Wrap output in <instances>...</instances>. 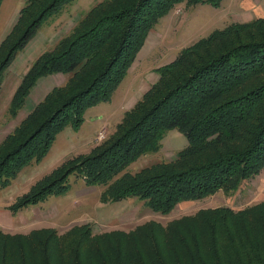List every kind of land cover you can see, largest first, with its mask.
I'll list each match as a JSON object with an SVG mask.
<instances>
[{"label": "trees", "instance_id": "obj_1", "mask_svg": "<svg viewBox=\"0 0 264 264\" xmlns=\"http://www.w3.org/2000/svg\"><path fill=\"white\" fill-rule=\"evenodd\" d=\"M3 0H0V5ZM74 0H26L0 43V84L40 26ZM222 0H104L29 66L6 115L16 119L38 80L67 76L0 142V190L39 163L56 136L77 128L84 112L109 102L149 32L178 4L220 7ZM158 80L89 156L69 159L9 206L20 210L68 190L71 174L105 186L101 200L137 198L155 213L217 191L231 193L264 170V18L232 23L183 48L159 67ZM186 139L174 161L135 173L130 165L162 147L166 133ZM0 264H264V200L234 211L199 210L165 227L148 222L125 233L95 235L89 224L62 235L0 232Z\"/></svg>", "mask_w": 264, "mask_h": 264}, {"label": "rangeland", "instance_id": "obj_2", "mask_svg": "<svg viewBox=\"0 0 264 264\" xmlns=\"http://www.w3.org/2000/svg\"><path fill=\"white\" fill-rule=\"evenodd\" d=\"M102 1L104 0H74L66 4L59 14L44 22L36 33L46 35L48 39L44 51L53 48L66 37L78 21ZM25 2L26 0L1 2L0 43L15 25ZM258 18H264V0H222L218 8L207 4L192 7L186 3L175 6L149 32L130 72L119 83L109 102L88 108L83 114V122L77 128L67 126L56 136L39 163L24 167L7 188L0 190V232L14 237L27 236L40 229H52L60 236L74 226L89 224L95 235L112 231L129 233L151 221L165 227L173 220L194 215L202 209L229 207L238 211L263 201L264 170L258 176L244 181L235 192L225 193L220 190L201 200L179 203L167 215L153 212L144 201L137 198L104 202L101 197L105 186H86L79 174H71L65 193L48 196L43 202L30 205L15 215L9 210V206L17 198L27 194L32 186L67 160L89 156L94 147L114 132L124 113L158 80L156 70L172 62L183 48L214 30ZM66 78L67 76H63L64 82ZM3 82L0 84V142L32 108L36 93L41 89L39 83H43L44 79H40L30 91L16 119H10L5 113L8 94L6 88H2ZM100 131L104 137L98 139ZM161 142L162 147L158 152L141 157L125 172L135 173L155 163L174 161L177 153L186 146L185 137L176 130L167 132Z\"/></svg>", "mask_w": 264, "mask_h": 264}, {"label": "crops", "instance_id": "obj_3", "mask_svg": "<svg viewBox=\"0 0 264 264\" xmlns=\"http://www.w3.org/2000/svg\"><path fill=\"white\" fill-rule=\"evenodd\" d=\"M48 39L46 35L38 34L35 35L24 47V49L19 52L14 60L11 62V64L8 66L4 73V77L2 80V88H6L7 94H8V101L6 100V107L16 89L18 84L20 83V80L22 76L26 73L31 63H33L39 56L42 54V52L45 50L47 46ZM24 52V53H23ZM23 53L22 57L21 54ZM25 54V55H24ZM130 70V69H129ZM130 72V71H129ZM129 74V73H128ZM44 79V82H40V79L38 80L37 84L39 83V86L41 84V89L37 91L36 97L34 99V104L32 108L38 104L44 96L54 87L59 86L63 84V76L60 74L48 76ZM63 80V81H62ZM4 102V104H5ZM31 108V109H32ZM30 110L27 112L29 113ZM27 113V114H28ZM26 114V115H27Z\"/></svg>", "mask_w": 264, "mask_h": 264}, {"label": "built area", "instance_id": "obj_4", "mask_svg": "<svg viewBox=\"0 0 264 264\" xmlns=\"http://www.w3.org/2000/svg\"><path fill=\"white\" fill-rule=\"evenodd\" d=\"M99 137H104L102 131H100V132L98 133L97 138L99 139Z\"/></svg>", "mask_w": 264, "mask_h": 264}]
</instances>
